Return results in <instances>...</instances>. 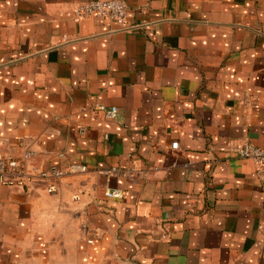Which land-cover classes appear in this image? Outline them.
<instances>
[{"label": "crops", "instance_id": "obj_1", "mask_svg": "<svg viewBox=\"0 0 264 264\" xmlns=\"http://www.w3.org/2000/svg\"><path fill=\"white\" fill-rule=\"evenodd\" d=\"M85 1L0 0V151L87 166L0 186V264H264V0Z\"/></svg>", "mask_w": 264, "mask_h": 264}, {"label": "built area", "instance_id": "obj_2", "mask_svg": "<svg viewBox=\"0 0 264 264\" xmlns=\"http://www.w3.org/2000/svg\"><path fill=\"white\" fill-rule=\"evenodd\" d=\"M127 4L125 0H87L76 4L73 10V20L78 21L81 18L97 15L108 20L116 22L120 27L123 26L126 17ZM96 109L103 111L106 118H115L117 108L115 106L105 107L102 104H96ZM83 132V128H80ZM172 149H177V141L170 144ZM235 152L239 157L250 159L255 169L264 174V149L246 141L235 148ZM32 152L27 150L24 157L31 155ZM87 166L80 162H70L65 167L57 165H50L46 168L37 170L34 174L25 172L21 162L13 156L0 151V186L3 184L8 185H25V180L37 178L43 182L47 192H54L57 187L58 180L67 172H82L86 171ZM104 174L111 175L116 173V168L110 167L102 170ZM136 170H127L125 174L129 177H134L137 174ZM105 194L108 196H120V191L117 189H106ZM76 197V196H75ZM84 235L88 242H91V230L88 229L86 224L82 226Z\"/></svg>", "mask_w": 264, "mask_h": 264}]
</instances>
